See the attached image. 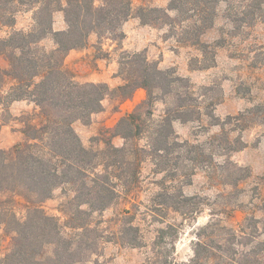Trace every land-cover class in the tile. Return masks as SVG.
<instances>
[{"label": "trees", "instance_id": "trees-1", "mask_svg": "<svg viewBox=\"0 0 264 264\" xmlns=\"http://www.w3.org/2000/svg\"><path fill=\"white\" fill-rule=\"evenodd\" d=\"M220 4H224L223 10ZM22 11L32 12L31 27L13 29L8 36H0V58L6 63L0 65V101L9 104L28 100L36 105V111L20 116L24 140L10 150L0 148V229L11 236V246L0 256V264H79L98 254L106 239L95 214L139 186L147 157L159 163L175 147H194L188 141L172 137L175 119H193L190 98L194 90L190 79L161 69L143 53L127 55L123 62L127 72L125 83L116 91L124 100L132 98L139 88L146 89L147 96L119 120L115 129L104 131V148H88L74 123L78 120L89 123L92 114L103 109L102 102L110 86L104 82L77 81L65 63L68 53L86 47L91 33L123 38L124 23L138 17L143 24L169 27L170 35L180 43L197 46L203 60L209 61L203 67H210L216 62V48L222 42L212 45L203 36L216 25L220 12L234 24V29L250 28L258 22L264 24V0H168L167 7L146 4L135 7L134 0H103L100 4L96 0H0L1 25L13 28ZM58 11L64 12L65 29L54 27ZM49 36L54 41L53 48L43 44ZM167 96L173 100L174 108L148 124L154 115L155 101ZM145 133L147 144L142 145L139 139ZM117 135L125 138L124 145L114 144ZM243 146L230 144L229 150ZM226 163L228 171L236 168L232 160ZM186 180L184 183L191 181ZM238 180L226 183L237 184ZM160 186L158 211L164 207L184 219L195 218L202 212L205 203L195 201L198 195H187L182 187L170 190L166 181ZM58 188L68 195L62 206L63 223L43 207ZM18 203L24 206V216L18 213ZM132 218L127 215L123 218L117 239L138 246L140 228ZM215 224L212 221L201 228L194 256L189 262H180L174 257L180 225L168 222L160 228L155 246L163 249L166 243H171L172 248L157 250L152 263L205 264L208 259L210 264H220L216 250H223V246L204 238L211 235L209 230L214 232ZM223 229L229 233V243H233L237 237L234 230L226 226ZM226 249L230 252L231 245ZM227 258L223 264H232L231 255Z\"/></svg>", "mask_w": 264, "mask_h": 264}, {"label": "rangeland", "instance_id": "rangeland-1", "mask_svg": "<svg viewBox=\"0 0 264 264\" xmlns=\"http://www.w3.org/2000/svg\"><path fill=\"white\" fill-rule=\"evenodd\" d=\"M102 1L96 0V3ZM134 4L135 7L142 4L167 7L168 0H134ZM223 8L224 4H220V9ZM220 13L216 25L203 36L204 41L212 45L222 42L216 48V62L210 67H203L209 61L203 60L197 46L180 43L170 35L169 27L143 24L138 17L124 23L123 38L91 33L86 47L73 49L66 56V66L74 72L77 81L104 82L110 86L102 102L103 109L92 114L89 123L82 120L74 123L88 148H104V131L115 129L119 120L147 96L146 89L139 88L132 98L124 100L116 91L125 83L127 72L123 62L127 55L143 53L161 69L190 79L194 90L190 98L194 106L193 119H175L172 136L194 147H175L165 161H160L162 163L147 157L139 186L129 194H122L102 213L95 214L106 239L98 254L79 264H95L96 261L100 264H153L157 250L172 248L171 243H166L163 249L155 246L160 228L168 222L180 225L174 257L180 262H189L195 254L201 228L212 221L217 224L213 226V233L209 230L210 236L205 235V240H216L224 249L232 247L230 252L216 250L217 262L223 264L231 255L232 264H264V24L258 22L253 27L237 30L222 16V11ZM54 20L55 29L66 28L63 11L56 12ZM32 21V12L22 11L13 28L0 23V36H8L13 29H29ZM43 44L47 48L55 46L51 36L44 39ZM0 65H6L2 58ZM6 108L8 113L4 114ZM173 108L171 97H159L152 107L153 118L147 123L152 124ZM34 111L36 105L28 100L9 104L0 101V148L10 150L24 140V123L20 116ZM113 142L122 146L125 138L117 135ZM139 143L147 144L146 133ZM230 144L244 146L230 151ZM229 159L236 163V168L228 171L225 167ZM160 167L167 170L161 171ZM229 172L234 175L230 176ZM189 178L190 183H184ZM235 178L239 179L237 184L226 183ZM163 181L170 190L182 187L185 194L198 195L195 201L205 203L202 212L195 218L184 219L164 207L158 211L157 193ZM67 200L63 188H58L43 207L63 223L62 206ZM17 210L20 216L25 215L22 203L17 204ZM126 215L133 217V223L139 226L141 245L118 241ZM223 226L236 233L233 243H229V233ZM10 246L11 236L0 229V256H4ZM205 264L210 261L206 259Z\"/></svg>", "mask_w": 264, "mask_h": 264}, {"label": "crops", "instance_id": "crops-1", "mask_svg": "<svg viewBox=\"0 0 264 264\" xmlns=\"http://www.w3.org/2000/svg\"><path fill=\"white\" fill-rule=\"evenodd\" d=\"M128 22V21H127Z\"/></svg>", "mask_w": 264, "mask_h": 264}]
</instances>
